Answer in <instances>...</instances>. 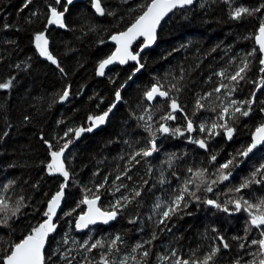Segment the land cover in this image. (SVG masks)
<instances>
[{
	"label": "trees",
	"instance_id": "obj_1",
	"mask_svg": "<svg viewBox=\"0 0 264 264\" xmlns=\"http://www.w3.org/2000/svg\"><path fill=\"white\" fill-rule=\"evenodd\" d=\"M25 2L0 0V82L14 77L10 89H0V197H4L10 207L15 206L21 197L26 205L6 224H0V264L12 245L22 241L35 226L47 219L44 215L47 205L63 184L68 187L55 222L58 226L48 240L46 264H68V260L62 258L66 252L71 264H97L100 253H107L108 242L120 235L123 243L118 245L119 251L113 250L108 255L110 261L119 264L123 257L132 255V248L147 240L153 230L158 233V239L149 246L151 254L145 264H158L157 257L172 248L179 250L185 258L198 248L196 255L202 257L216 243L212 227L219 229L232 244L231 250L221 249L215 257V264H234L240 257H243L240 264L253 260L254 257L246 252H255L257 246L248 248L246 245L245 250H240L237 242L231 240L234 235L244 234L247 216L243 211L227 216L192 201L187 209L191 215L182 213V219L172 217L168 224L171 231H168L164 225L156 227L155 221L160 216H155L152 210L159 199L166 202L171 198L181 179L189 175L186 172L188 167H207L211 172L216 165L252 143L256 128L264 123V112L260 110L264 108L261 103L264 88L256 90L264 73L260 71L262 56L255 44L264 9L234 20L229 16V5L222 0L214 3L212 0H197L193 8L176 11L162 25L157 47L141 58L144 70L122 93L121 105L107 127L95 134L85 131L79 138H74V132L65 137L68 129L89 127L88 118L103 114L115 103V92L133 76L137 68L133 65L116 67L104 79H98L96 72L99 62L114 51L109 44L111 35L126 30L142 11L138 6L146 0H128L127 3L102 0V5L115 13L104 17L93 12L91 0H85L65 13L66 28L47 23L48 6L67 7L63 2L56 5L55 0H33L28 8H23ZM202 3L203 7L200 6ZM262 4L264 0H240L235 7L252 9ZM90 26L95 27V31H91ZM42 31L49 40V51L64 69L63 73L35 47L34 37ZM101 40L104 43H100ZM253 49L257 50L256 55L248 56ZM245 56L249 60V70L233 94L236 100H245L255 93V103L248 117L229 121L236 127L231 140H227L220 130L221 135L209 141V149L217 154L215 162L210 164L208 152L190 143L187 137L191 135L186 133L184 136L157 134L159 150L150 157H136V161L130 163V157L147 147L150 138L144 130V121L137 117L148 112L153 118L151 123L158 127L159 118L170 111L165 99L158 100L154 106L148 104L144 93L151 86L159 83L169 89L171 95H178L180 104L194 124L202 122L203 117L213 120L219 113V100L226 93L224 89L220 94L213 91L220 85L217 73L230 70L234 74ZM173 84L181 91L171 90ZM69 85L71 94L68 100L60 102L59 95ZM208 92L213 95L201 101L205 109L197 110L193 116L196 101ZM211 107H215L216 112L210 111ZM174 115L177 119L167 123L183 130L186 123L183 114L176 112ZM25 117L29 119L25 120ZM205 135L196 131L193 137L203 138ZM66 140L73 141L66 149L64 160L69 172L67 181L59 173L50 174L47 169L52 162L51 152L58 151ZM45 141L52 147L49 148ZM170 157H175L171 160V167ZM262 163L264 145L254 152L241 170L234 168L233 173L238 171L236 176L229 183L219 185L216 191L226 192L227 187L238 185ZM124 172H127L126 176ZM162 174L164 184L160 183ZM117 175L122 178L116 180ZM105 178L108 183L100 190L102 209L110 208L112 202L122 195H130L133 189L141 190V195L123 208L111 227L96 228V236L101 235L105 248L88 252L80 247L85 235L75 234L70 222L75 223L78 214L86 211L85 204L80 203L86 189L94 191ZM113 183L127 187L113 194L110 190ZM198 195L211 198L213 194L201 192ZM238 195L246 199L249 196L257 202L264 198V184H252ZM227 198L220 196L221 201ZM72 209L75 211L71 216L65 215ZM2 217L3 213H0ZM130 219H136V223H129ZM254 238H260L255 228L251 229L248 240ZM136 255L141 258L139 253ZM129 264L134 262L129 260Z\"/></svg>",
	"mask_w": 264,
	"mask_h": 264
},
{
	"label": "snow or ice",
	"instance_id": "obj_2",
	"mask_svg": "<svg viewBox=\"0 0 264 264\" xmlns=\"http://www.w3.org/2000/svg\"><path fill=\"white\" fill-rule=\"evenodd\" d=\"M33 0H26L23 5V8H28L32 4ZM62 2L66 5H71L73 0H55L56 5H61ZM122 3H127L128 0H121ZM214 3L215 0H212ZM223 3L229 5V16L234 20H241L244 16H252L257 12H260L264 9V4L260 5L257 8H247V7H236L232 8L231 5L233 0H222ZM92 7L95 9V13L99 16H113L115 15L114 11L106 9L102 6V0H91ZM196 3V0H146V3L139 5L138 7L142 9L140 14L135 18L134 22L126 28V30L120 31L118 33L112 34L110 39L115 43V51L109 55L107 58L101 60L98 64L97 74L100 76L105 75V69L112 64L119 63L121 65L126 64L129 60L135 61L138 67L135 69V72H139L143 68V64L140 63L139 53L144 50V48L149 47L156 40V30L160 25L161 20L169 13L176 8H185L186 6H191ZM203 7V3L200 5ZM49 18L47 23L49 25H57L60 28H66L67 25L64 22L65 13L68 11V8L65 6L61 9L53 5H49ZM23 8L21 11H23ZM36 13H33L35 15ZM91 31H95V27L90 26ZM259 34L255 37L256 43L259 45V53L262 58L259 60L260 65L264 66V18L261 19L259 29ZM140 37L144 38L142 46H139V51L135 54L131 50L132 44L134 41ZM35 47L39 50L41 56L45 57L52 64L64 72V69L60 66L57 59L49 51V40L45 33L39 32L34 37ZM100 43H104L103 40ZM257 50L253 49L252 52L248 53V56L256 55ZM19 67V65H17ZM249 70V60L247 56L242 58L239 68L235 71L234 74L226 76L225 72L217 73L220 77L226 78L232 82L228 85L221 83L218 87L213 89L214 92L219 93L222 89L226 90L227 95L230 97L237 89L241 81L246 79V73ZM261 73H264V67L260 69ZM133 73V75L135 74ZM183 77H181L182 79ZM13 78L8 79L5 82H0V89H10L12 87ZM131 79V76L129 77ZM256 83V81H252ZM260 88H264V76L259 80V87L256 89L259 91ZM171 90H175L177 93L181 89L176 85H171ZM71 94V87L66 86L63 92L59 95V101L63 102L68 100ZM213 92H208L206 96L200 97L194 106L192 115L195 116L197 110L205 109V105L201 102L208 97H211ZM145 98L148 101H155L157 97H161L167 100L168 107L170 111L165 113L159 118L158 127L154 126L152 121V116L145 112V114L137 117L139 121H144L143 127L146 132L149 134L148 146L136 151L130 157L131 161H136V157H150L153 153L159 150L157 145V134L161 135H173V136H184L186 133H193L199 131L200 133H206V135L201 138L197 137H187L190 143L198 145L199 148L204 149L208 152L209 163H213L217 160V154L215 151L209 149V141L216 136L221 135L223 132L227 140H231L234 133L236 132V127L234 124H230L229 121H237L239 117H248L252 112V105L255 103V93L252 97L245 100H230L229 103L221 105V111L217 113L216 118L210 123L208 121H203L198 124H194V120L189 118L188 114L184 110L179 102V96H173L170 94L169 89H165L163 85L157 83L151 86L145 93ZM115 99L119 101L121 99V93L118 89L115 92ZM220 99V97H217ZM264 103V101H261ZM116 107V104L113 103L110 107L103 112V114L90 116L88 119L91 122L90 126L87 128L80 127L76 129H68L65 133L67 137L68 133L74 132V138H79L81 133L87 131L91 132L95 127H98L105 123L106 118L113 108ZM212 112H216L215 107L209 109ZM264 112V108L260 109ZM180 112L183 114L185 120V127L182 130L180 127H172L167 122L174 121L177 119V116L174 113ZM147 116V119H145ZM29 117H25V120H28ZM6 135V133H5ZM43 138V137H42ZM72 140H66V142L61 146L58 151H52L51 157L52 162L47 165V169L50 174L59 173L67 181L69 177V172L65 168V163L62 157L64 156V151L72 143ZM48 144L49 148L52 147L48 141H45ZM264 145V123L260 124L256 128L253 134L252 143L244 147L242 150L237 151L235 154L231 155L230 158L225 160L223 163L216 165L215 169L211 172L207 167H188L186 172L189 174L181 179V183L177 190L172 193L171 198L166 204L157 203L155 209L159 210L161 207H164V211L160 212V219L155 221V225L159 228L161 225H164L168 231H171V228L168 227V224L171 222L172 217H177L182 219L183 214L191 215L187 212V209L192 201L197 203H203L208 207H211L218 212L227 214V216H235L240 212H244L247 216L245 221L244 234L242 236L234 235L231 237L232 241H236L238 248L240 250H245L246 245L248 248L256 247L255 252H246L247 255L254 257L251 261H246L245 264H264V198L259 199L257 202H252L249 199H246L243 195H238L243 192L245 189L249 188L252 184H264V163L260 164L250 175L244 178L238 185L227 187L226 192H218L216 189L219 185L224 184L226 181H230L233 175V169L240 166L243 163V160L240 158H247L250 153L253 152L258 146ZM175 157L169 158V166L171 167V160ZM138 163V161H137ZM130 170V169H129ZM124 176L127 175V172L123 173ZM175 175V173H173ZM121 175L116 176V180H120ZM131 179V177H128ZM165 178L163 174L161 175L160 183L164 184ZM12 182L10 181L9 184ZM108 181L107 178L104 179L102 183L96 185L95 190L86 189V194L84 198L80 201L81 204L87 205V211L81 214H78L75 228L78 230L89 229L90 225H96L98 223L109 224L111 221H115L122 212L123 208L127 207L132 200L136 199L141 195V190L133 189L130 195H122L120 198L116 199L111 203L110 208L102 209L101 206H98V202L101 199L100 190L105 188ZM66 184L61 185L60 190L51 198L47 205V210L44 215L47 219L35 226L32 231L20 242L15 243L11 246V250L2 257L3 264H46V255H45V245L48 242V237L56 231L57 224L54 222V218L57 215V210L60 208L61 201L64 197V188ZM127 185H115L110 188L113 192H119L121 188H125ZM213 194L211 198L207 195L201 196L198 193ZM87 193H91L89 196ZM231 193L232 195H228ZM228 196L227 199L221 201L220 196ZM131 196V198H130ZM26 205L23 204V198L21 197L15 204V206L10 207L8 201L4 197H0V213H3V217L0 218V224H6L7 220L13 216H16L20 212L21 207ZM75 209L65 213L67 216H71ZM138 219V217H137ZM151 219V217H149ZM129 223H136V219H130ZM255 228L257 231L259 239L248 240V236L251 232V229ZM142 230V229H141ZM163 231V229H161ZM212 232L216 233L214 237V243L210 246V250L202 257L196 255L199 249H194L190 254L185 258L179 253L177 249H170L168 253L160 254L157 257L158 264H215V257L218 253L221 252V249L231 250L232 244L225 237V235L217 228L212 227ZM158 239V233L153 230L150 234V237L147 240L137 243L132 248V255L123 257L119 264H129V260L133 261L134 264H145L146 259L151 254V246L155 240ZM67 243V240H65ZM123 240L120 235H116L107 245V253H100L101 259L97 261V264H116V261H110L108 255L111 254L113 250L119 251V244H122ZM81 249H87L88 252H91L96 248H105L104 241H95L91 240L84 241L80 245ZM70 251V250H69ZM136 253H139L140 259L137 258ZM63 259L68 260V264H71V258L66 252ZM243 257L235 260L234 264H240V260ZM91 264V262H89Z\"/></svg>",
	"mask_w": 264,
	"mask_h": 264
},
{
	"label": "water",
	"instance_id": "obj_3",
	"mask_svg": "<svg viewBox=\"0 0 264 264\" xmlns=\"http://www.w3.org/2000/svg\"><path fill=\"white\" fill-rule=\"evenodd\" d=\"M85 2V0H73V3L71 4V5H67V8L69 9V8H71V7H73L74 5H76V4H83ZM196 3H197V0H196ZM196 3H194L193 5H191V6H186L185 8H176V9H174L172 12H169L164 18H163V20H161V22H160V25H159V27L157 28V30H156V40H155V42L153 43V44H151L149 47H147V48H144V50L142 51V52H140L139 53V56H140V63H141V58L143 57V55L146 53V52H148V51H151V50H154L156 47H157V44H158V34H159V31H160V29H161V27H162V25L165 23V21H167L176 11H179V10H186V9H191V8H193L195 5H196ZM103 6V5H102ZM92 10H93V12L95 13V9L92 7ZM96 14V13H95ZM97 15V14H96ZM97 16H99V15H97ZM99 17H104V16H99ZM143 42H144V38L143 37H140L139 39H137L136 41H134L133 42V44H132V47H131V50L133 51V53L135 54L137 51H139V46H142V44H143ZM109 44L111 45V46H113L114 47V51H115V48H116V45H115V43L110 39L109 40ZM255 44H256V48L257 49H259V45L256 43V39H255ZM135 49H137V51L135 52ZM113 51V52H114ZM128 65H133V66H136V67H138V65H137V63L135 62V61H132V60H129L126 64H123V65H121V64H119V63H115V64H112V65H109L106 69H105V75L104 76H100V75H98L97 74V72H96V74H97V78L98 79H104V78H106V76L108 75V73L112 70V69H114V68H116V67H121V68H125V67H127ZM264 67V66H263ZM97 70H98V68H97ZM143 70H144V67L143 68H141V70L139 71V72H135V74L131 77V79L121 88V90H120V93H121V95H122V93L125 91V90H127L128 88H129V86L133 83V81L143 72ZM161 99H163V98H161V97H157L156 98V100L155 101H148L147 100V102H148V104L150 105V106H154L155 104H156V102L158 101V100H161ZM115 104H116V107L115 108H113L112 109V111L109 113V115H108V117L106 118V121H105V123L104 124H102V125H100V126H98V127H95L94 129H93V131H91L90 133L91 134H95V133H97V132H99L100 130H102V129H104V128H106L107 127V125H108V123H109V121H110V119H111V117L113 116V114L116 112V110L119 108V106L121 105V99L119 100V101H115ZM261 146H263V145H261ZM260 146H258L256 149H254L253 150V152L252 153H250L249 154V156L247 157V158H244V160H243V163L242 164H240V166H239V168H238V170H241L242 168H243V166H244V164H245V162L251 157V156H253V154H254V152L259 148ZM67 150L66 151H64V156L62 157V159L63 160H65V157H66V155H67ZM238 173V171H236V172H234L233 173V175H232V177H231V179H230V181L236 176V174ZM230 181H226V183H229ZM67 185V184H66ZM67 187H68V185L64 188V191L67 189ZM100 204H101V199H100V201L98 202V206H100ZM61 205H62V201H61ZM61 205H60V208L57 210V215H56V217L54 218V222H56V220H57V218H58V215H59V213H60V209H61ZM86 206V211H87V205H85ZM85 211V212H86ZM118 220V217H117V219L115 220V221H111L109 224H102V223H98V224H96V225H90L89 226V229H86V230H91V229H94V228H109V227H111L116 221ZM51 237V235L48 237V240H49V238ZM47 246H48V242L46 243V245H45V254H46V250H47Z\"/></svg>",
	"mask_w": 264,
	"mask_h": 264
},
{
	"label": "rangeland",
	"instance_id": "obj_4",
	"mask_svg": "<svg viewBox=\"0 0 264 264\" xmlns=\"http://www.w3.org/2000/svg\"><path fill=\"white\" fill-rule=\"evenodd\" d=\"M239 2H240V0H233V3H232V5H231V7L232 8H236L235 7V5H237V4H239ZM233 61V59L231 60V62ZM221 72H225L226 73V76L227 75H230L231 74V72H230V70H222ZM226 76L224 77V78H222V77H220L219 76V82H220V84L221 83H223V84H225V85H228V84H230L229 82H227V80H226ZM223 90V89H222ZM222 90H221V92H219V93H217V94H220V93H222ZM233 99H235V97H234V94H232L230 97L227 95V92L224 94V96L219 100V106H218V111L220 112L221 111V105H225V104H227V103H229L230 102V100H233ZM236 100V99H235ZM216 118V117H215ZM214 118V119H215ZM203 120H202V122L203 121H208L209 123L212 121L209 117H203L202 118ZM213 119V120H214ZM195 134V132H193V133H190V135H191V137H193V135ZM262 159L263 158H261L259 161H262ZM169 200H170V197L168 198ZM247 199H249V200H251L252 202H254L255 203V201L251 198V197H247ZM168 200V201H169ZM168 201H166V202H168ZM161 203V204H166V202L164 201V200H162V199H159L158 201H157V203ZM156 203V204H157ZM154 213V215L156 216V215H158V216H160L159 215V213L160 212H162V211H164V207H161L159 210H156L155 209V206H154V208H153V210H152ZM157 216V217H158ZM72 222L73 221H71L70 222V225H72V228L74 229V233L75 234H77V233H79V234H84L85 235V239H84V241H87V240H91V242H95V241H98V240H100L101 241V235H97L96 236V228H94V229H91V230H83V231H81V230H78V229H76L75 228V223H73L72 224Z\"/></svg>",
	"mask_w": 264,
	"mask_h": 264
}]
</instances>
